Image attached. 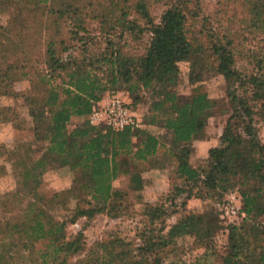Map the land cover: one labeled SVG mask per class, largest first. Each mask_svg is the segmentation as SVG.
I'll use <instances>...</instances> for the list:
<instances>
[{
	"label": "trees",
	"instance_id": "trees-1",
	"mask_svg": "<svg viewBox=\"0 0 264 264\" xmlns=\"http://www.w3.org/2000/svg\"><path fill=\"white\" fill-rule=\"evenodd\" d=\"M35 1L54 16L57 32L62 29L57 20L65 17L66 36L69 29L88 31L83 20L99 17L91 32L98 30L105 44L88 53L94 38L90 35L80 47L87 53L73 57V46L65 38L46 36L32 25L0 24V97L20 95L29 115L11 148L0 144V156L9 160L15 176V187L0 195V264H69L79 252L84 255L77 264H164L163 251H176L179 226L189 228L205 247L196 261L183 264H215L217 257L216 264H264V142L255 124V115L264 118V52H247L229 26L211 25L202 15L200 0H110L111 10L106 11L100 10L102 2L93 0L89 5L96 7L86 11L73 2ZM243 1V29L248 35L264 33V0ZM21 2L6 0L16 10L8 22L26 21ZM153 2L165 5L158 20L151 14ZM145 33L140 47L131 46ZM32 36L38 42L31 43ZM243 56L254 59L252 71L237 65ZM193 59L200 66L189 74L192 92L183 95L176 89L179 63ZM207 70L224 77L230 111L219 143L197 167L190 161L193 142L217 104L198 84ZM25 77L28 89L15 90V81ZM119 87L132 96V109L148 96L145 121L122 129L91 125L86 116ZM16 118L15 106L0 104V122ZM159 156L175 162L168 170L170 190L156 204L160 210L169 201L176 205L179 198L183 205L192 196L204 199L239 190L242 222L230 225L222 253L213 243L222 224L212 209L186 213L165 234L163 226L145 228L138 245L114 235L86 247L82 232L68 231L80 217L128 213L130 196L139 195L145 174L165 167ZM49 170L56 171L62 186L45 193L41 184ZM120 176L128 178V189L114 185ZM58 209L70 216L58 217ZM144 210L152 214L147 205Z\"/></svg>",
	"mask_w": 264,
	"mask_h": 264
},
{
	"label": "rangeland",
	"instance_id": "rangeland-1",
	"mask_svg": "<svg viewBox=\"0 0 264 264\" xmlns=\"http://www.w3.org/2000/svg\"><path fill=\"white\" fill-rule=\"evenodd\" d=\"M92 0H54V3L60 2H73L78 4L83 10L88 8H95L96 3L89 5ZM102 2L104 6L100 9L103 11L111 10L110 0H93V2ZM117 2V0H113ZM35 0H23L21 5L24 6V16L26 21L17 20L8 22V18L16 14V10L9 5H7L6 0H0V24H10L14 27H23L26 25H32L33 27L42 28L46 36L54 35L57 39L65 38L66 44L72 47L70 50L73 57H82L84 53L81 52V45L83 41L89 39L88 36L92 35V43L87 45L88 53L99 49L105 44V39L99 35L98 30H93L98 22L99 17L90 18L83 20V25L86 26L88 31L83 29L75 30L69 29L68 36H66L67 28H63L65 24V17L61 20H57L62 23V29L57 32L56 26L53 25L54 16L49 15L46 12L45 7L39 8L35 6ZM112 2V1H111ZM202 15L207 17V21L210 22L214 27L229 26V30L236 37L237 42L243 45L244 49L255 50L256 54L264 52V33L256 32L253 35H248L247 31L244 30L243 25L245 18L247 16V5L243 0H200ZM109 5V6H108ZM107 6V7H106ZM151 14L156 20L159 19L165 5L161 2H153L151 5ZM84 12V11H83ZM111 11L109 14H113ZM80 17V15H79ZM82 18V17H81ZM60 26V27H61ZM34 31V29H33ZM28 34V32H26ZM146 33L140 41H137L131 46L140 47L141 42H145ZM38 42L31 37V43ZM65 44V43H64ZM126 48V47H125ZM34 57L38 55L37 49L33 51ZM66 53H64L65 55ZM9 60L11 63L15 61V55L13 51L9 53ZM254 59L243 56L237 62L240 69L244 72H250L254 68ZM199 60H187L181 61L179 63V71L176 74V89L179 93L183 95H189L192 92V85L189 82V74L194 69L197 71L199 68ZM245 68V69H244ZM204 90L207 91L209 96L217 101L216 106L213 109L212 115L208 118L207 125L205 129L198 133L197 138L194 140V151L190 155V161L193 165L201 167L204 160L207 158L208 149L219 143L220 135L222 132V125L226 117L229 115V102L226 96V82L224 77L213 71L207 70L204 74L203 79L198 82ZM15 90L24 91L30 86V81L27 77L21 78L14 83ZM118 92L123 94V97L128 102H133L132 96L128 92L122 91L119 87ZM149 98L146 96L144 100L137 101V112L139 117L145 121V115L148 111ZM0 104L15 106L18 118L10 122H0V144L5 145L8 148L14 144L16 137L19 135V126L27 125L29 120V115L27 107L23 102V98L19 95L17 97H0ZM87 119V116H86ZM255 124L258 132V137L262 142H264V118L262 119L259 115H255ZM158 162L161 160L160 165L162 167L156 171L155 174L146 173L144 176V186L138 192V196H130L133 202L132 207L129 212L123 216L116 218L109 217L104 213H99L93 218L80 217L74 223L69 224L68 231L72 234L77 232H82L83 239L85 240L86 247H90L94 243L100 240H104L110 236L119 235L125 239H131L135 244H140L141 238L139 232L143 229H148L149 227H162V234H165L170 225L177 222V220L184 216L190 211H204L212 209L218 214V219L221 222V227L215 234L213 238V243L219 253L224 251V246L227 242V237L229 234L230 225H239L242 222V197L237 188L229 189L222 195L211 196L209 198L201 199L199 197H190L186 199L184 204H181L182 198L176 200V205L171 206L170 201L167 202L164 210L158 209L156 204H161L165 199L167 192L170 190L172 183L169 180L168 170L174 166V159L161 158L158 157ZM9 160L0 156V195L8 192L15 187V176L12 174L9 168ZM151 162L145 164L146 166H151ZM149 168V167H148ZM114 185L117 188H122L124 190L128 189V178L126 176H120L114 181ZM62 184L59 182V175L54 170H49L45 172L43 176V182L41 184V189L45 193H52L54 190H61ZM64 189V188H62ZM196 190V189H194ZM232 194H236V204L240 206L239 214L236 217H222L221 208L222 205L230 198ZM70 206H73V201H70ZM146 205L152 210V214L147 212L145 214ZM19 206V205H18ZM20 207V206H19ZM131 210V211H130ZM175 210L176 212L170 213V211ZM166 212V213H165ZM58 217L67 218L70 216L68 210L58 209ZM3 214H0V218ZM181 232L176 239V251L164 250L162 253L164 264H183L184 262L196 261L200 254L204 252V244L196 242L193 235H191L190 229L179 226ZM84 255V252H79L72 255L69 258V264H77L79 258ZM219 261L218 257L214 261L216 264Z\"/></svg>",
	"mask_w": 264,
	"mask_h": 264
},
{
	"label": "built area",
	"instance_id": "built-area-1",
	"mask_svg": "<svg viewBox=\"0 0 264 264\" xmlns=\"http://www.w3.org/2000/svg\"><path fill=\"white\" fill-rule=\"evenodd\" d=\"M87 120L94 126H109L116 129H122L126 126L140 127L142 118L139 117L136 109L129 106L128 101L123 94L116 92L112 95H106L100 99L92 111L87 115ZM236 194L222 205V217H236L239 214L240 206L236 204Z\"/></svg>",
	"mask_w": 264,
	"mask_h": 264
},
{
	"label": "crops",
	"instance_id": "crops-1",
	"mask_svg": "<svg viewBox=\"0 0 264 264\" xmlns=\"http://www.w3.org/2000/svg\"><path fill=\"white\" fill-rule=\"evenodd\" d=\"M73 120H77V119H73ZM73 123H75V122H73Z\"/></svg>",
	"mask_w": 264,
	"mask_h": 264
}]
</instances>
